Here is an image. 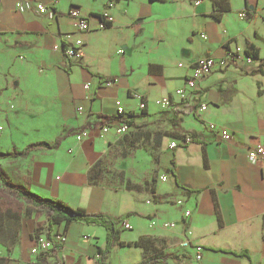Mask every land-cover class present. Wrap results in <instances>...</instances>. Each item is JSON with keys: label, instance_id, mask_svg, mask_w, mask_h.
Returning <instances> with one entry per match:
<instances>
[{"label": "crops", "instance_id": "1", "mask_svg": "<svg viewBox=\"0 0 264 264\" xmlns=\"http://www.w3.org/2000/svg\"><path fill=\"white\" fill-rule=\"evenodd\" d=\"M17 1L0 0V165L14 184L40 197L131 225H117L121 244L104 254L105 227L65 220L47 225L43 234L62 230L67 236L49 264H143L156 257L163 260L152 264H264V157H248L264 143V73H249L264 64V0H229L219 19L213 0H32L51 6L52 17L18 9ZM71 7L89 18L88 31L75 30ZM242 9L248 17L238 15ZM99 14L110 18L102 29ZM76 36L83 54L69 58L64 48ZM248 44L259 51L250 63L242 59ZM226 49L240 58L214 69L181 102L176 89L187 87L193 63L224 57ZM135 94L146 102L143 110ZM166 97L183 110L179 130L169 121L173 106L162 110L155 103ZM116 100L134 115L137 126L128 129L135 139L146 138L138 131L153 120L163 124L154 136L157 163L147 152L121 158L116 151L127 143L109 120L117 115ZM208 123L227 128L232 139L221 140ZM187 129L200 141L170 149ZM81 130L90 133L78 140ZM41 142L56 145L33 147ZM138 158L145 163H133ZM154 173L166 180H155ZM184 208L191 210L185 223ZM165 221L175 226L164 227ZM185 236L191 245L181 247ZM14 238L8 253L17 264H32L27 249L33 240L19 233ZM141 238L146 249L132 244ZM213 248L247 250L250 259Z\"/></svg>", "mask_w": 264, "mask_h": 264}, {"label": "built area", "instance_id": "2", "mask_svg": "<svg viewBox=\"0 0 264 264\" xmlns=\"http://www.w3.org/2000/svg\"><path fill=\"white\" fill-rule=\"evenodd\" d=\"M199 2V0L196 1V4ZM33 7L37 11L47 14L49 17H52L54 15V11L51 6H47L43 3L39 2H33L32 0H19L16 2V8L18 9H29ZM69 18L71 19V22L75 28L76 31L82 32V31H88L90 29V21L89 18L86 15H83L78 7H71L68 12ZM238 15L241 18L248 17L249 10L242 9L239 11ZM108 20L110 18H104L100 19V23L98 25L99 28H104L107 26ZM200 36L205 38V34L200 33ZM82 46H83V40L76 36L74 40L67 45L64 48V54L65 56L69 58H80L82 56ZM227 52V51H226ZM236 51H228L224 57L217 58L213 55H206L203 57L198 58L192 65L190 76L187 78L186 88H178L176 89V93L179 96L180 100H186L188 96H190L195 90L198 88L199 82L205 78L209 73H211L214 69H218L219 67H223L228 65V63L235 62L237 59L240 58V54L233 60V53ZM242 59L246 63H250L252 60L244 54H242ZM108 82V81H107ZM90 83L86 82L84 84V88L88 89ZM135 97L139 98V108L143 110L146 106V102L141 98L140 95L135 94ZM155 103L159 106L160 109H168L171 107L172 103L169 98H161L157 99ZM116 106V113L117 115H122L124 118H128V112H126L125 108L123 107L120 100L115 101ZM201 109L205 108V105H201ZM78 110H82V107H78ZM128 125L123 122H117L114 130L115 133L121 134L124 131L128 129ZM208 129L212 132H215L218 134L221 140L223 141H229L232 139L231 132L222 126H218L214 123H208L207 125ZM109 127L107 125H104L101 127V130L103 132H107ZM89 130H81L79 133L76 134V138L78 140H81L83 137H87L89 135ZM192 141V137L190 134L185 133L183 136L179 139L172 140L168 147L170 149H174L179 146L186 145ZM248 157L252 162L259 161L262 157H264V143L258 144L255 147L251 148L248 151ZM159 179L161 181L166 180V175L162 174L159 176ZM177 205H182L183 200L181 198L176 199ZM191 213V210L188 208H184L182 210V218L185 221L189 218ZM117 225L123 229H130L131 225L123 218L118 220ZM164 227L172 228L175 226V223L173 221H165L163 223ZM67 236L62 230H54L52 233L43 234L33 239V244L30 247V255L33 257H37L39 255H44L47 258L50 256V253L57 254L58 252H61L64 248V245L66 243ZM191 245L190 240L185 236L184 239L180 242L181 247H188ZM195 259L201 260L202 258V247L197 246L195 247Z\"/></svg>", "mask_w": 264, "mask_h": 264}, {"label": "trees", "instance_id": "3", "mask_svg": "<svg viewBox=\"0 0 264 264\" xmlns=\"http://www.w3.org/2000/svg\"><path fill=\"white\" fill-rule=\"evenodd\" d=\"M213 3H214L213 16L216 19H219L222 16V14L224 12L228 11L230 8L229 7V0H213ZM98 16L100 17V19H102V17H103L101 14H99ZM108 25H109V23H107V26ZM226 51L228 52L231 50L226 49ZM258 52H259L258 49L256 47H254V45L248 44L247 47L244 49L243 54H244V56L250 58L251 60H258L259 59V53ZM238 55L239 54L236 52L233 53L232 59L235 60V58ZM249 73H251V74H254V73L263 74L264 73V64L261 62L257 68L250 70ZM180 101L184 102L183 100H180ZM172 106H173V108L170 110V112L172 113V116L169 118V121H170V124L173 128L179 130L180 123L182 121L180 114L183 113V110L177 108L176 103H174ZM127 117L128 118H124L122 115H114V116L109 117V120L115 121L116 123L117 122H123L130 127L137 126L135 124V120L133 118L134 115L132 113H128ZM185 133H188L191 135L192 141H196V142L200 141V139L197 137V133L191 129H187L185 131H182L178 138H181L183 136V134H185ZM159 144H160V142H159ZM55 145H56V143L49 144L46 142H41V143H37L33 147L40 146V147H44V148H50V147H53ZM0 183L5 189H7L11 192H14V193H16V195L18 197L24 198L25 200L29 201L31 206L44 210L47 213V223H48L49 229H51L50 227L52 225H56V224L60 223L62 220H65L66 224L71 222V221H83V222L88 223V224L100 225V226H103L106 228V230L108 232L107 244H106V247L103 251L100 250L101 254H104L105 252H107L111 248L112 244H114V243H120L121 244V242L118 241L120 229L117 226L118 220L120 218L113 220L101 212L90 213L82 207L73 208V207L69 206L68 204L64 203L62 200H59L56 198L48 199V198L40 197V196L34 194L33 192H31L29 189H27L23 186L14 184L12 182V180L10 179V177L5 172V170L2 168L1 165H0ZM188 191H190L189 188H188ZM20 218H21V216L18 213L11 211L10 209L2 210L0 208V242L1 243H6L7 241L13 242L15 240L14 237H15V235H17V232L12 230L8 224H9L10 220H13V219L20 220ZM132 244H134L135 246H142L144 249H146V247H147V241L145 238H141ZM213 250L229 252V253H232L236 256H244L247 259H250V256H249V253L247 250L236 251V250L224 249V248H213ZM161 260H163V258H158V257L151 258V259L147 260L146 262H144L143 264H152L156 261H161ZM7 262L8 261H7V258L5 256H0V264H7ZM32 264H49V262H48V259L46 256L39 255L35 258V261H33ZM99 264H104V263L99 262Z\"/></svg>", "mask_w": 264, "mask_h": 264}, {"label": "rangeland", "instance_id": "4", "mask_svg": "<svg viewBox=\"0 0 264 264\" xmlns=\"http://www.w3.org/2000/svg\"><path fill=\"white\" fill-rule=\"evenodd\" d=\"M188 122L189 120L187 121V123ZM152 124L153 126L148 127V125H146L147 127H144L143 129L141 128L138 131L139 133L137 135L139 137L145 136L144 134L145 132H147L146 138L144 137V139L143 138L135 139L132 136L133 131L129 132V129L119 134L121 141L124 140L123 142H127L125 144L121 143L122 145L120 147H117L116 151L121 156V158L127 156L130 153L134 154L135 152L143 151L145 153L147 152L152 155L153 157L152 162L154 163L158 162L156 152L160 144L154 136H156V133L157 131H159V129L163 130L164 126L160 122V120L159 121L153 120ZM129 133L131 137L134 138L132 143H129V139H128ZM151 134L153 135L152 140L148 138V136H151ZM140 159L141 158L135 159L133 163H135L136 165L142 163L143 165L145 161L140 160ZM129 170H133V169L130 168ZM115 173L120 175V171L118 169L116 170ZM158 176H159V173H154L155 180L157 179ZM0 208L2 210L10 209L11 211L18 213L21 216L20 220H16V219L10 220L8 225L10 226L12 230L16 231L17 234L19 233L23 235V237L25 236L33 240L34 238L42 235L45 229L47 228V225H48L47 224V213L44 210L31 206L29 201L25 200L24 198L18 197L16 193L5 189L1 185V183H0ZM122 231H126V230H122ZM9 242L11 241H7L5 244L0 243V253L6 254L7 256H9L8 264H10L12 260H14L17 264L18 263L17 257H15L13 253L12 254L8 253L7 247H8ZM16 246H17V243L14 245V247ZM27 250L30 255V248H28ZM52 255L53 253H50V257ZM11 264H13V262Z\"/></svg>", "mask_w": 264, "mask_h": 264}]
</instances>
